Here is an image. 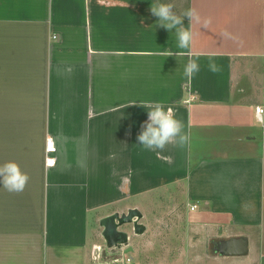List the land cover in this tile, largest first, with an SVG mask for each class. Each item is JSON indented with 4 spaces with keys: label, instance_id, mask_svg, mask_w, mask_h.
<instances>
[{
    "label": "crops",
    "instance_id": "0c3cea01",
    "mask_svg": "<svg viewBox=\"0 0 264 264\" xmlns=\"http://www.w3.org/2000/svg\"><path fill=\"white\" fill-rule=\"evenodd\" d=\"M156 3L196 10L199 21L183 18L188 49L158 25ZM141 102L171 108L190 144L140 146ZM263 103L264 0H0V165L29 177L19 193L0 183V264H111L109 251L95 255L106 247L100 221L131 208L146 231L121 228V253L140 264L160 235L151 218L185 203L207 233L264 252ZM216 256L207 264H257Z\"/></svg>",
    "mask_w": 264,
    "mask_h": 264
},
{
    "label": "clouds",
    "instance_id": "9594fccd",
    "mask_svg": "<svg viewBox=\"0 0 264 264\" xmlns=\"http://www.w3.org/2000/svg\"><path fill=\"white\" fill-rule=\"evenodd\" d=\"M175 5L172 3H156L150 5L152 15L158 18V25L172 32L174 29L177 35L178 48L188 49L193 39L190 29L184 26L183 18L189 20L194 18L199 21V16L195 9H187L181 14L174 11ZM171 56V55H170ZM198 57L190 58L185 67V76L191 78L200 70ZM209 71L218 73L220 67L210 57L208 62ZM140 106L147 109L148 120L142 125V130L137 136V140L146 150H163L169 143H176L180 147L190 144L191 134L184 130L181 121L172 115V109L166 108L163 102H141ZM29 177L22 172L15 162H6L0 165V183L9 192H22Z\"/></svg>",
    "mask_w": 264,
    "mask_h": 264
},
{
    "label": "rangeland",
    "instance_id": "374dc122",
    "mask_svg": "<svg viewBox=\"0 0 264 264\" xmlns=\"http://www.w3.org/2000/svg\"><path fill=\"white\" fill-rule=\"evenodd\" d=\"M255 124L258 130L263 129L257 121ZM176 205H178V208L175 209L174 214L168 215L165 212L158 215L159 219L154 216L151 218V230L160 232V235L159 239L157 237L153 239L155 244L149 251L146 249L147 243H145V255L148 260L144 261L140 258V264H150L152 261L155 264H184L185 260L191 264H207L216 260L217 254L211 250L212 244L210 242L224 240L226 234L221 233L222 235H219L214 228H212L214 235L210 231L207 233V230H210V228L206 229V226L204 227L200 224L203 222L200 220L199 210L193 212L194 208H190L186 203ZM171 216L175 217L172 218ZM142 221L145 220L143 219ZM123 247L121 249H108L106 246L104 249H97L95 251L96 258L103 260V254L109 251L108 255L111 264H130V256L133 254L129 253L128 257L130 258L127 257L128 260L125 258L123 262L121 253ZM249 250V256H240L238 262H242L249 257L253 258L257 264H264V257L261 256L264 253L262 249H255V246H253ZM217 259L219 260V258ZM232 260L227 258L223 261L228 263Z\"/></svg>",
    "mask_w": 264,
    "mask_h": 264
},
{
    "label": "water",
    "instance_id": "95a60500",
    "mask_svg": "<svg viewBox=\"0 0 264 264\" xmlns=\"http://www.w3.org/2000/svg\"><path fill=\"white\" fill-rule=\"evenodd\" d=\"M143 214L138 208H131L127 213H114L101 219L102 237L108 249H121L129 244L128 232L121 230L124 226H132L136 235L143 234L146 226L141 222ZM219 251L224 256H247L249 241L246 237L221 240L217 243Z\"/></svg>",
    "mask_w": 264,
    "mask_h": 264
},
{
    "label": "built area",
    "instance_id": "2783aa9c",
    "mask_svg": "<svg viewBox=\"0 0 264 264\" xmlns=\"http://www.w3.org/2000/svg\"><path fill=\"white\" fill-rule=\"evenodd\" d=\"M255 116H256L257 123L261 125L262 127H264V103L256 107ZM56 152H57V147H56L55 141L49 138L47 140V153L49 155H53ZM48 163L52 164L54 163V161L49 158Z\"/></svg>",
    "mask_w": 264,
    "mask_h": 264
},
{
    "label": "flooded vegetation",
    "instance_id": "af4514ba",
    "mask_svg": "<svg viewBox=\"0 0 264 264\" xmlns=\"http://www.w3.org/2000/svg\"><path fill=\"white\" fill-rule=\"evenodd\" d=\"M221 240H216V241H214L213 243H212V248H211V250L214 252V253H216V254H218V255H221V256H224V255H222L221 254V252L219 251V245L217 246V243L218 242H220Z\"/></svg>",
    "mask_w": 264,
    "mask_h": 264
}]
</instances>
